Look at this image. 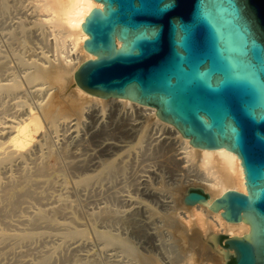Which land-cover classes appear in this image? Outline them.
<instances>
[{"label": "water", "instance_id": "95a60500", "mask_svg": "<svg viewBox=\"0 0 264 264\" xmlns=\"http://www.w3.org/2000/svg\"><path fill=\"white\" fill-rule=\"evenodd\" d=\"M94 1L102 10L81 26L96 59L81 64L76 85L154 108L196 148L234 153L246 194L229 190L209 209L250 233L205 243L225 264H264V0ZM208 200L189 188L183 203Z\"/></svg>", "mask_w": 264, "mask_h": 264}, {"label": "bare ground", "instance_id": "6f19581e", "mask_svg": "<svg viewBox=\"0 0 264 264\" xmlns=\"http://www.w3.org/2000/svg\"><path fill=\"white\" fill-rule=\"evenodd\" d=\"M24 1H22L21 3H23ZM26 2H29L32 4L33 8L32 7L31 8L35 12L34 16H31L32 18H34V20L33 19L30 20L31 17L29 18V20L33 21L32 23H34V25L38 26V28L40 27L42 31H44L45 33L48 34V35L47 34H45V35H46V37L49 36V40H50L49 42L52 43L51 47H52V51L54 54H53V56H51V59L48 57H44V58L38 57L37 61L36 60L28 61V60L24 59L22 56H19V54H16L17 62L19 63V65L22 68H24L23 70H25V72H23L22 79L20 78L21 80H19L16 76L14 77L11 74L6 73L8 71L6 63L8 64L9 62L5 61L6 62L5 63L4 61H0V74H1V76L3 73L4 74L6 73L5 77H9V80L6 78L5 79L3 78V80L0 79V99L4 95H7V96L19 95L20 96L19 98H22V96L24 95L23 85L28 87L30 85H35L37 83H43L46 86L43 89L42 88L37 89L36 92H45V90L49 88L46 91V94L44 93V95L46 97L42 96L43 95L42 94L41 96L44 98L42 100H40L35 107V109L37 110L39 115L36 111H34L32 109L26 110L25 108H23L24 105L21 102H18L16 104V107H18L17 110H15L11 114H8L9 119H5L0 124V223H1V227H0V248L8 245L9 246L8 248L12 249L11 248L12 245L16 244L17 242L23 243V242L31 241V240L38 238V237H42L44 235V233L36 232V230L40 227H49L48 230H50V232H51V228H52V231H54L53 228L55 230H62L64 232L63 236L66 239L83 238L85 236V231L83 229L73 228L71 225L72 222L68 223V224H59L54 220V217L56 215H58V214L60 215L63 213V209L59 205L61 203L64 204V202H63L64 200L62 202L60 201L56 206H53V207L47 208V209H43V208L37 209L34 212H28V211L23 212L25 209H22V205L31 204V203H28V201L33 200V199L37 200V201H41L44 197L47 196V193L45 194L46 196L45 195L42 196L39 192L36 191L37 187L39 185H41V186L45 185V186H47L46 188H48L49 185L52 184V178L49 176L50 175L49 174L50 173V167H49V164H47L46 160L49 158H53L55 164H50V166L51 165L59 166L61 157H59V155L56 154V152L53 150V147H52L53 143L51 141L52 138L50 137L51 134L55 133L56 130L60 126H62V125L64 126V124H66L65 127L67 129V125H70L69 123H71V122H68V124H67V121H69V119H72L71 117L76 118L75 119L76 122H72V123H75V124H72V126L78 125L79 121L77 118H83V111L85 109H87V107H88L86 105L93 104V105L101 106L100 108H102V111H104L105 105H107L108 103H111V104L114 103L117 105V107H119V108L121 107V109H123V110L124 109H129V111L130 110L131 111L132 110H139L142 117H144V116L148 117L151 120H153L155 125L161 126L160 131L158 133L155 132L156 134H158V136L154 137L155 138L154 140L158 141L157 139H159L160 140L159 143L161 141H169V143L172 144V146L168 145V146H171L170 148L173 147V150H174L172 156L169 155V157L171 159V162H169V164H171L172 162L177 164L179 162L178 163L179 169H180L179 171H181L183 173V174H180L181 175L180 177L185 176L187 178V180L189 181V184H193V185L197 186L199 189L201 188V190L209 196V200L205 204H197V205L188 206V207H185L183 205V207L180 208L182 210V212L178 211L179 212V214H178L179 218L177 217V215H176L177 218H174L173 215H171L172 217L170 218L169 214L166 213V214H168L167 216H169V217L166 216L164 218V220L162 219L165 222L166 229H168V230L172 229L174 225H177V224H175L176 223L175 220L177 219V222H179L180 227L179 228L176 227L174 229H177V231H179L178 234H181L180 235L181 241H185L187 243L186 247L189 251L188 253L195 255L194 257L196 260L197 259H204V260L209 259L211 261L212 259L215 260V258H216V260H218L217 258L219 257V260L217 262L215 260V262L217 264H225L224 255L216 252L215 250H213L211 247H209L205 243L208 236L211 234H214V235L226 234V235H229L230 237H243V236L248 235L250 233V226L248 224L244 223L243 221L240 223H237V224L228 223L221 217V211L214 212L211 209H209V207L215 199L221 197L225 192H227L229 190H235V191H239L243 194H246V187L244 184L245 183L244 175H243L242 167L240 165L239 158L234 153L227 151L226 149L206 150V149H200V148H196V147L192 146L189 143L190 140L183 138L182 134L176 128H174L173 126H171L167 123L162 122L157 117L156 110L154 108L147 107V106L138 104L136 102H132L128 99H124V98L104 99L101 97H97V96H94V95H91V94L84 92L83 90H81L76 85V83L74 81V74L78 70V68L81 66V64H83L86 61L96 59V57L88 54L84 50V47H83L84 42L86 40H88V36L82 30L81 25L84 23L85 18L89 15L91 10H93L94 8L102 10V8H103L102 4L97 3L94 0H28ZM25 9H27V8L25 7ZM24 13H26V12L22 11L21 8L17 7V9H16L15 3L12 0H0V20L2 22L9 20L12 23V25L10 27L9 35H8L10 37L9 39L10 40L13 39V42L15 41V44L17 42L16 40H18L19 46L23 50H24V48H26V43L30 44L29 42H25V39H24V33H25L24 19L26 18V17L24 18V15H25ZM28 13H29V11H28ZM30 14H31V12H30ZM28 16H29V14H28ZM26 19H28V18H26ZM30 21H29V23H30ZM0 27H1V25H0ZM34 33H33V35H34ZM27 37L28 36H26V38ZM31 39L30 40L28 39V41H31ZM39 40H40V38H39ZM3 41H2V43H3ZM9 42H11V41H9ZM6 45L10 46V45H8V43H6ZM30 45H33V44H30ZM116 45H117V47H120V43L118 41H116ZM5 48H7V47H5ZM10 49H11V47H10ZM14 49H15V46H14ZM16 50H20V49H16ZM13 51H15V50H13ZM29 52H31V51L29 50ZM29 52H27V54H29ZM1 53H3V52H1ZM17 53H18V51H17ZM29 55H31V53ZM34 56H35L34 58H37L36 57L37 54ZM31 57H33V56H31ZM14 67L16 70H18L16 66H14ZM1 82H3V83H1ZM27 91H28V89H27ZM33 98H34V96H33ZM94 108H95V106H94ZM8 112H10V111H7V113ZM84 114H85V111H84ZM40 115H41L43 121H42ZM126 115H128V114H126ZM72 120H74V119H72ZM65 127L64 128L61 127V128L63 130H65ZM146 127H147V125H146ZM145 129H146L145 127H142L141 131L137 132V135L135 137L137 145H140L143 142V140L145 138V131H146ZM128 130H129V128H128ZM130 130H133V129H130ZM154 130H156V129H154ZM59 131H61V130H59ZM72 133H73V131H72ZM108 133H109V131H108ZM132 133H134V132H132ZM110 134H111V132H110ZM128 134H129V132H128ZM62 135H63V133L61 134V138L64 137V136L62 137ZM109 135H105V136L108 137ZM69 136H71V134ZM147 137L148 136H146V138ZM65 138H68V136H66ZM104 138H102V139H104ZM150 139H152V137H150ZM78 140H80V138ZM148 140H149V138H148ZM64 141H66V140H63V144H65ZM82 143L84 144V142H82V140H81V148L83 146ZM163 143L160 145H163ZM77 144L78 143H76L75 145H77ZM164 144H168V143H164ZM75 145H74V147H73V145H71L72 149L71 148L70 149L74 150L73 148H75ZM86 145H88V144L85 142L84 148L86 147ZM160 145L158 144V146H160ZM110 146L112 147V145H110ZM164 147H167V145H165ZM54 148H55V146H54ZM81 148L79 147V151ZM108 148H109V146L106 149H108ZM119 148H120V146H118V145L114 147V149H116V150H119ZM121 148H124V147H121ZM109 149H111V148H109ZM157 149H158V147H157ZM66 150H68V149H66ZM89 151H92V150H89ZM99 151H100V149H99ZM157 151H160V150H157ZM165 151L170 152L169 150L168 151L165 150ZM36 152H38V155H39V152H41L40 160L38 161L39 158L36 160L38 162H36L34 160L35 163L34 164L32 163L33 167L31 166L30 168H27L26 166H23V165H25V162L28 160V158L31 157L30 155H32V153L36 154ZM113 152H115V151H113ZM113 152H110V153H113ZM110 153H109V155H110ZM62 154L63 153H61V155ZM69 154L71 155V153H69ZM69 154H67V156ZM84 154L82 153V155H84ZM102 154H104V153H102ZM168 154H170V153H167V155ZM93 155L91 157H93ZM160 155L161 156L165 155L167 157L166 153L164 155H162V153H161ZM96 156H98V154ZM96 156H94V158ZM165 156L163 158L166 159ZM75 157L77 158V156H75ZM75 157L73 156L71 158H69V157H67V158L73 159ZM97 158H99V156ZM107 158H109V157L107 156ZM160 158H162V157H160ZM62 159L65 160L66 155H65V158H62ZM165 159L161 160V161L165 162ZM50 160H52V159H50ZM86 160H87V158H86ZM102 160L105 161V158L101 159V161H98V159H97L96 162L97 163L103 162ZM79 161H81V160H79ZM87 161H83L80 163H84V166H85L86 163H88ZM89 161H90V159H89ZM70 162L71 161H69L68 164ZM163 162H161V163H163ZM166 162H168V160ZM75 163H76V165H79V163L77 164L76 161H75ZM117 163H118V161H117ZM70 164H71L70 166L72 167L73 164L72 163H70ZM76 165H74V166L77 167ZM93 165H95V164H93ZM67 166H68L67 169H69L70 166L69 165H67ZM17 167L19 168V174H17L18 176H14V175H12V169L13 168L15 169ZM91 167H92V165H91ZM93 167L97 168L96 166H93ZM118 167H119V165L114 164L113 160L112 161L106 160L105 162H103L102 171H100L97 175H95L94 178H98L101 175L104 176L103 171L106 174H108V176L113 175L114 173H116L118 175V173H120V172L117 173V171L119 170ZM64 168H66V166H64ZM93 169H91L92 170L91 172L94 171ZM120 169H121V167H120ZM74 170H76V169H74ZM78 170L80 171V168ZM78 170H76V171H78ZM56 171H57V169H56ZM60 171H61V169H60ZM16 172H18V169L16 170ZM57 172H59V170ZM62 172L63 171H61V173ZM86 172H88V171H86ZM69 174H70V176H73L72 173H70V171H69ZM76 174H78V173H76ZM140 178L141 177L137 178L138 181ZM91 179H92V177H89V176L83 177V178L79 179V181H77V185H79V187L86 186L90 182ZM110 179H112V178H110ZM115 179H116V177H115ZM118 180L120 181L121 179L118 178ZM107 181H108V178H107ZM143 183H145V180L143 181ZM105 184H107V183H105ZM139 184H140V182H139ZM103 186H104V184H103ZM147 187H148V185H147ZM191 187H192V185H191ZM50 188H52V187H49V190H50ZM104 188H105V186H104ZM106 188H108V186ZM72 189H71V191H72ZM96 189H94V190H96ZM51 190H53V189H51ZM106 190H108V189H106ZM53 191H56V190H53ZM157 191H159V190H157ZM87 192H88V190H87ZM94 193H95V191H94ZM106 193L104 195H107ZM109 193H110V190H109ZM115 193L116 192H114L113 194H115ZM87 194L89 195V192ZM67 195H69V194H67ZM72 195H70V198ZM75 195L77 196L79 194H75ZM96 195L98 196L99 194H96ZM157 195H159V194H157ZM153 196L154 195H152V197ZM159 197L161 198V196H159ZM93 198H94V200H96L95 197H93ZM110 198L112 199L113 197H110ZM71 199H69V200L71 201ZM98 199L99 198H97V200ZM122 199H124V197ZM127 199H128V197H127ZM156 199H158V198H156ZM166 199H167V197H166ZM172 200L173 199H171V201ZM51 201H54V200H51ZM77 201L80 202L79 200H77ZM98 201H100V200H98ZM119 201H121V199ZM122 201H121V203H122ZM72 202L76 203L75 199H73ZM123 202H125V201H123ZM131 202H132V200H131ZM156 202H158V200ZM166 202H167V200H166ZM71 203H70V205H72ZM133 203H136V202H133ZM46 204H48V203H45V204L43 203V205H41V206L42 207L46 206ZM50 204H53V203H50ZM78 204L79 203H77V205ZM93 204H95V203H93ZM97 204L100 205L99 203H97ZM161 204H164V203H161ZM161 204H159V205H161ZM138 205H140V204H138ZM173 205H171V206H173ZM41 206L39 205V207H41ZM80 206H81V204H80ZM135 206H137V205H135ZM23 207H26V206H23ZM102 207H103V205H102ZM123 207H124V204H123ZM81 208L82 207H80L79 209L81 210ZM112 208H109V209H112ZM126 208H128V207H126ZM137 208H135V209H137ZM162 208H164V207H162ZM79 209H77V210H79ZM100 209H104V210H101L102 212L100 215V218L103 219V222H104V220H111V221L117 220L118 215H116V218H114L115 217L114 213L108 211L109 209L107 210V208H101V207H100ZM115 209H114V211H115ZM128 209L130 210L131 207ZM144 209H146V208H144ZM165 209H162V210H165ZM80 210H79V212L82 213L83 210H81V211ZM139 210L141 211L142 208L140 207ZM74 211H75L74 213L77 212L76 210H74ZM138 211H136V212H138ZM166 211L168 212V210H166ZM166 211H164V212H166ZM169 211H171V210H169ZM173 211L175 212V210H173ZM173 211H171V214ZM97 212H99V210ZM164 212L162 214H164ZM21 213L25 214V215H21ZM148 213L150 214V216H154V215L158 214V212H155V208H154V210H151V209L148 210L147 209V213H145V214H148ZM68 214H69V212H68ZM86 214L88 216V213H85V215ZM128 214H130V213H128ZM132 214H130V216H134ZM138 214L139 213H137L136 216H138ZM12 215L18 216L17 222L19 224L27 226L28 228L30 227V230L32 229L33 231H25V230H17V231H13V232L8 231L7 228L9 226H11V222L9 221V219ZM59 215H58V217H59ZM62 215H65V214H62ZM94 215H96V214H94ZM122 216L119 217L118 220L120 223L124 222L122 225H124L126 223L125 225L127 226L129 221H131V219L127 220V216H126V218H123ZM146 216L147 215H145V217ZM58 217H56V218H58ZM78 217L79 216H77V218ZM111 217L114 219H110ZM94 218H95V216H94ZM157 218H159V217H157ZM146 219H148V218L146 217ZM153 219H154V217H153ZM132 220H134V219H132ZM148 220L150 221V219H148ZM181 220L184 222L182 223ZM114 221H113V223H114ZM100 222H97V223H100ZM137 222H140V221H135L136 224H137ZM107 223H111L109 225L110 226L114 225V227H115L117 222L112 224V222L106 221L105 224L107 225ZM163 223H162V225H163ZM74 224H77V223H74ZM81 224L79 227H82ZM99 225H98V227H100ZM106 225H105V227H106ZM131 226H133V224ZM149 226H151V225H149ZM121 227H123V226H121ZM141 227H139V228L141 229ZM111 228H113V227L111 226ZM157 228H156V230H157ZM100 229H102V228L100 227ZM149 229H151V228L149 227ZM159 229L161 231V227H159ZM159 229H158V231H159ZM45 230H47V229H45ZM132 230H134V228H132ZM135 230H137V229H135ZM148 231H150V230H148ZM158 231H157V233H158ZM89 233H90V231H89ZM139 234H140V230H139ZM158 234L160 236V233H158ZM154 236H156V235H154ZM97 237L99 239L103 240L106 245L116 244V245H119L122 248H124L130 254V256H132L133 259H135L136 264H159L153 257H151V256L148 257V256H146L147 254L143 255L145 253L142 252V254H141L138 252L139 249L135 250L133 247H131L130 244H128V242L126 241V239H127L126 237H125L126 239L124 237H123L124 239H120L114 235L109 234L107 231L106 232L105 231L97 232ZM149 237H151V236H149ZM44 238H46V237H44ZM151 238H153V237H151ZM93 240H94V238H93ZM154 242H156V241L154 240ZM39 246H40V243H39ZM33 248H34V246H33ZM33 248L31 250L35 251L37 249V248H34V249ZM13 251H14V249H13ZM69 251L72 252L71 250H69ZM75 251H73V252H75ZM212 251H213V253L216 252L218 254L217 255L218 257H214L216 255L212 254ZM26 252H24V253L20 252V254H22V256H24L23 254H25ZM45 252H44V254H45ZM27 254L29 256V251ZM62 254H63V252H62ZM186 254H187V251H186ZM16 256H17V254H16ZM16 256H14V257H16ZM18 256L22 257L21 255H18ZM57 256H58V254H57ZM91 256H90V258H91ZM212 257H214V258H212ZM16 258H18V257H16ZM32 258H34V257L32 256ZM175 258H176V256H174V259H173L174 261L177 260ZM5 259H7V258H5ZM93 259L94 258H92V260ZM195 259H194V262H195ZM190 260H187V261H189V263H190L191 262ZM81 261H79V262L83 263ZM13 262H14V259L11 263H13ZM16 262H17V260H16ZM16 262H14V263H16ZM128 262H129V260H128ZM20 263H21V261H20ZM23 263H27V260H26V262H23ZM87 263H89V262H87ZM94 263H95V259H94ZM98 264H101V263H98Z\"/></svg>", "mask_w": 264, "mask_h": 264}, {"label": "rangeland", "instance_id": "374dc122", "mask_svg": "<svg viewBox=\"0 0 264 264\" xmlns=\"http://www.w3.org/2000/svg\"><path fill=\"white\" fill-rule=\"evenodd\" d=\"M12 1L15 3L16 9H17V7H19V8H21L22 11L26 12V13H24L25 14L24 18L26 17L28 19H26V18L24 19V23H25L24 39H25V42H29L30 44H33V45L26 43V48H24V50H23L19 46L18 40H16L17 42L15 44V41L13 42V39L10 40L9 39L10 37L8 36L12 23L9 20L4 21V22H2L0 20V25H1V27H0L1 28L0 29V61L9 62L8 64L5 62L6 66L8 68V71L6 73L11 74L14 77L16 76L19 80H21L23 77V72H25V70H23L24 68H22L19 65V63L17 62L16 54H19V56H22L24 59H26L28 61H31V60L37 61L38 57L39 58L48 57L51 59V56H53L54 53H53L52 47H51L52 43L49 42L50 41L49 36L46 37V35H45L47 33L42 31L40 27L38 28V26L34 25V23H32L33 21H30L32 19L34 20V18H32L31 16H34V14H35L34 10L32 9L33 8L32 4L29 2H26L28 0H25V1L24 0H12ZM22 1H24V2L21 3ZM24 6L27 9H25ZM28 11H29V13H28ZM30 12H31V14H30ZM28 14H29V16H28ZM29 18H30V20H29ZM29 21H30V23H29ZM33 33H34V35H33ZM26 36H28V37L26 38ZM39 38H40V40H39ZM28 39L29 40L31 39V41H28ZM8 40L11 42H9ZM2 41H3V43H2ZM6 43H8V45H10V46H7ZM14 46H15V49H14ZM5 47H7V48H5ZM10 47H11V49H10ZM16 49H20V50H16ZM13 50H15V51H13ZM29 50L31 52H29ZM17 51H18V53H17ZM1 52H3V53H1ZM27 52H29V54L31 53V55L27 54ZM36 54H37V56H36L37 58H34L35 57L34 55H36ZM31 56H33V57H31ZM14 66H16L19 71L16 70ZM5 74L3 73L2 76L0 74L1 80H3V78L4 79L6 78L9 80V77H5ZM1 83H3V82H1ZM23 87H24V95L22 96V98H19L20 97L19 95H16V96L4 95L1 97V99H0V114H1L0 115V124L5 119H9L8 114H11L15 110H17L18 107H16V104L18 102H21L24 105L23 108H25L26 110L32 109V110L37 112V110L35 109L37 103L40 100H42L44 97H46L44 95V93L46 94V91L49 89V88L46 89L45 92H36L37 89H40V88L43 89L46 87L43 83H37L35 85H30L28 87L23 85ZM27 89H28V91H27ZM32 95L34 96V98ZM41 95L44 97H42ZM86 106H88V107H87V109L84 110L85 114L83 111V118H77L79 121L78 125L72 126V124H75L72 122H76V120H75L76 118L71 117L74 120L69 119V121H67V124H68V122H71V123H69L70 125H67V129L65 127L66 124H64V126L63 125L60 126L59 127L60 129L58 128L56 130V132L52 133L50 136L53 139V140L51 139V141L53 143L52 144L53 150L61 158H60V164H59L60 167L55 166V165L50 166V164H55L53 158H49L46 160L47 164H49V167H50V173H49L50 175L49 176L52 178V184L49 185V187H52V188H50V190H49V187L46 188L47 186H45V185H42V186L39 185L37 187L36 191L39 192L42 196H44L47 193V196L45 195L46 197H44L41 201H37V200L33 199L34 201L33 200L28 201V203H31V204L22 205V209H25L23 212H25V211L34 212L37 209L51 208L53 206H56L60 201L62 202L64 200L63 201L64 204L61 203L59 206L62 207V209H63L62 214H65V215H62V214L59 215L58 214L59 217H58V215H56L54 217V220L59 224H68V223L72 222L71 223L72 227L75 229H83L85 231V236L83 238L66 239L63 236L64 232L62 230H55L53 228L54 231H52V228H51V232H50V230H48L49 227H40L36 230V232L44 233V235L42 237H38V238H35L31 241H27V242H23V243L17 242L16 244L12 245V247H11L12 249H9L8 245L0 248V260H1L0 264H13L14 262H16V260H17V262L14 264H21V263L22 264H83V263L86 264L87 262H89L87 264H98V263H101V264H136L135 259H133V257L130 256V254L124 248H122L121 246L116 245V244L106 245L103 240L99 239L97 237V232H102V231H105V232L107 231L109 234L114 235L120 239H124L126 237L127 239L126 238L125 239L128 242V244H130L131 247H133L135 250L139 249L138 252L141 254H142V252L145 253L143 255L147 254L146 256L153 257L159 264H161L162 262H163L162 264H168V263L169 264H188L189 261H187V260H190V259H191L190 260L191 262L189 264H217L216 262L219 260V257L217 256L218 254L216 252L213 253V251H212V254L216 255V256H214V255L213 256L218 257L217 258L218 260H216V258H215L216 262L213 259L211 261L209 259H207V260L197 259L196 260L194 257L195 255L188 253L189 251L186 247L187 243L185 241H181V236H180L181 234H178L179 231H177V229H174L176 227H178V228L180 227V224H179V222H177V219L176 220L174 219L176 221L175 224H177V225H174L172 229L168 230L165 227V222L163 220L168 214H169L170 218L172 217L171 215H173L174 218H177L178 214H179L178 211L182 212V210L180 208H182L183 205L185 207H188L183 203V198L185 196L184 194H186L185 192L189 188H195V187L198 188V187L193 185V184H189V181L187 180V178L185 176L180 177L181 176L180 174H183V173L181 171H179L180 170L179 164H178L179 162L178 163L176 162L177 164H175L173 162L171 164H169V162H171L169 155L172 156V154L174 152L173 147L170 148L172 146V144L169 143V141H161L159 143V141H160L159 139H157L158 141L154 140L155 139L154 137L158 136V134H156V133H158L160 131L161 126L155 125L153 120H151L148 117H145V116H144L145 118L142 117L139 110H132V111L131 110L129 111V109L123 110V109H121V107L120 108L117 107V105L114 103H112V104L108 103L107 105H105L104 111H102V108H100L101 106H97V105H93V104H89ZM94 106H95V108H94ZM7 111H10V112L7 113ZM126 114H128V115H126ZM38 115H39V113H38ZM40 117H41V115H40ZM41 119H42V117H41ZM42 121H43V119H42ZM146 125H147V127H146ZM61 127L62 128L65 127V130H63ZM142 127L146 128L145 129L146 130L145 131V138L140 145H137L135 137L137 135V132L141 131ZM128 128H129V130H128ZM130 129H133V130H130ZM154 129H156V130H154ZM59 130H61L62 132ZM72 131H73V133H72ZM108 131H109V133H108ZM127 131L129 132V134ZM110 132H111V134H110ZM132 132H134V133H132ZM62 133H63L62 137L64 136L63 138H61ZM70 134H71V136H69ZM105 135H109V136L106 137ZM66 136H68V138H65ZM146 136H148V137L146 138ZM150 137H152V139L155 142L152 139H150ZM79 138H80V140H78ZM102 138H104V139H102ZM148 138H149V140H148ZM63 140H66V141H64L65 144H63ZM81 140H82V142H84V144L82 143L83 149L81 148ZM85 142L88 145H86V147L84 148ZM163 142L168 143V144H164ZM74 143L75 144L78 143V144L75 145ZM162 143H163V145H160ZM158 144L160 146H158ZM53 145L55 146V148ZM71 145H73V147L75 145V148H73L74 150H71L72 149ZM110 145H112V147ZM117 145L120 146L119 150L114 149V147ZM165 145H167V147H164ZM168 145H171V146H168ZM78 146L83 151L81 149L79 151ZM108 146L111 149H109V148H108L109 150L106 149ZM121 147H124V148H121ZM157 147H158V149H157ZM66 149H68V150H66ZM99 149H100V151H99ZM89 150H92V151H89ZM157 150H160V151H157ZM165 150H167V151L169 150L170 152H166ZM113 151H115L116 153ZM81 152L83 154L84 153L85 154L82 155ZM110 152H113V153H110ZM61 153H63V154L61 155ZM69 153H71V155ZM102 153H104V154H102ZM109 153H110V155H109ZM161 153H162V155H164L165 153H166V155H167V153H170V154H168L167 157L164 155L166 157V159H165V158H163L164 156L160 155ZM67 154H69V155L67 156ZM97 154H98L99 158H97L98 157V156H96ZM40 155H41V152H39V155H38V152H36V154L32 153V155H30L31 157L28 158V160L25 162V165H23V166H26L27 168H30L31 166L33 167V164L35 163V161L38 158H39L38 161L40 160V158H41ZM65 155H66V159L63 160L62 158H65ZM92 155H93V157H91ZM70 156L71 157L77 156V158L75 157L73 159H68L67 157L71 158ZM94 156H96V157L94 158ZM107 156L109 158H107ZM160 157H162V158H160ZM86 158L88 161L86 160ZM103 158H105V161L106 160H109V161L113 160L114 164L119 165V167H118L119 170L117 171V173L118 172H120V173H118V175L116 173H114L113 175L108 176V174H106L103 171L104 176L101 175L98 178H94L95 175H97L100 171H102L103 162H105L104 160H102L103 162H99V163H97L96 161H97V159H98V161H101V159H103ZM50 159H52V160H50ZM89 159H90V161H89ZM164 159H165V162L161 161ZM79 160H81V161H79ZM82 160L87 161L88 163H86V162L85 163L88 167L89 166L90 167L88 168L86 165L84 166V163H80V162H83ZM167 160H168V162H166ZM38 161H36V162H38ZM69 161H71L70 163H72L73 166L76 165L75 161L77 162V164L79 163V165H76L77 167H75V166L71 167L70 166L71 164L70 163L68 164ZM117 161H118V163H117ZM161 162H163V163H161ZM93 164H95V165H93ZM67 165L70 166L69 169H67V167H68ZM91 165H92V167H91ZM64 166H66V168H64ZM93 166H96L97 168H95ZM120 167H121V169H120ZM77 168L78 169L80 168V171ZM15 169L16 170L18 169V172H16ZM15 169L14 168L12 169V175L18 176L17 174H19V168L17 167ZM56 169H57V171L59 170V172H57ZM60 169H61V171H63L62 173H61ZM74 169H76L78 171H76ZM91 169H93L94 171L91 172L92 171ZM69 171H70V173H72L73 176H70ZM86 171H88V172H86ZM76 173H78V174H76ZM86 176L92 177V179L88 183L89 185L87 184L86 186L79 187V185H77V181H79V179L86 177ZM115 177H116V179H115ZM138 177H141L139 179V181L137 179ZM107 178H108V181H107ZM110 178H112V179H110ZM118 178L121 180L119 181ZM143 179L145 180V183H143V181H144ZM139 182H140V184H139ZM105 183H107V184H105ZM103 184H104L105 188H104ZM146 184L148 185V187ZM191 185H192V187H191ZM107 186H108V188H106ZM51 189L56 190V191H53ZM71 189H72V191H71ZM94 189H96V190H94ZM106 189H108V190H106ZM87 190L89 192V195L87 194L88 193ZM109 190H110V193H109ZM157 190H159V191H157ZM94 191L96 194H99V195L97 196L94 193ZM113 191L116 193L113 194L114 193ZM104 192L105 193L107 192L106 193L107 195H104L105 194ZM67 194H69V195H67ZM75 194H79V195L76 196ZM157 194H159V195H157ZM70 195H72L71 196V198L73 197L72 199L70 198ZM152 195H154V196L152 197ZM122 196L124 197V199H122L123 198ZM159 196H161L162 199ZM93 197H95L96 200H97V198H99L98 200H100V201L97 200L98 201L97 202L96 200H94ZM110 197H113V198L111 199ZM127 197H128V199H127ZM166 197H167V199H166ZM156 198H158V199H156ZM170 198L173 199L174 201L173 200L171 201ZM69 199H71V201ZM73 199H75L76 203L72 202ZM120 199H121V201L123 200L125 202L122 201V203H121V201H119ZM165 199L167 200V202ZM51 200H54V201H51ZM77 200H79L80 202H78ZM131 200H132V202H131ZM157 200H158V202H156ZM49 202L53 203V204H50ZM133 202H136V203H133ZM43 203L44 204L48 203L50 206L48 204H46V206L42 207L41 205H43ZM70 203L72 205H70ZM77 203H79V204L77 205ZM93 203H95V204H93ZM97 203H99L100 205H98ZM158 203L159 204L164 203V204L159 205ZM80 204H81V206H80ZM123 204H124V207H123ZM138 204H140V205H138ZM170 204L171 205L174 204V205L171 206ZM39 205L41 207H39ZM102 205H103V207H102ZM135 205H137V206H135ZM23 206H26L27 208L23 207ZM79 206L82 207L81 210H83L82 211L83 214L81 212H79V210H80ZM100 207L101 208H107V210L109 208L113 207L112 208L113 210L109 209L108 211L114 213V215H115V217L113 216L114 218H116V215H118L117 216L118 217L117 220H118L119 217H121L123 215L122 216L123 218H126V216H127V220L131 219L132 222L129 221L127 226L125 225L126 223L124 225H122L124 222L120 223L119 220L118 221L117 220H115V221L114 220H112V221L111 220H104V222H103V219L100 218V215L102 212L101 210H104V209H100ZM126 207H128V208L131 207V209L129 210ZM140 207L142 208L141 211L139 210ZM162 207H164V208H162ZM135 208H137V209H135ZM144 208H146V209H144ZM154 208H155V212H158V214H156L154 216H150L149 213L145 214V213H147V209L148 210L149 209L154 210ZM77 209H79V210H77ZM114 209H115V211H114ZM162 209H165V210H162ZM74 210H76L77 212L74 213L75 212ZM98 210H99V212H97ZM166 210H168V212ZM169 210H171V211L175 210V212L173 211L171 214V211H169ZM136 211H138V212H136ZM164 211H166V212H164ZM68 212H69V214H68ZM127 212L130 214L133 213L132 215H134V216H130V214H128ZM163 212H164V214H162ZM22 213H21V215H25ZM85 213H88V216H87V214L85 215ZM137 213H139L138 214V216L140 215L139 217L136 216ZM166 213H168V214H166ZM94 214H96V215H94ZM145 215H147L146 217L148 219H150V221L148 219H146ZM176 215H177V217H176ZM77 216H79V217L77 218ZM94 216H95V218H94ZM169 216H167V217H169ZM56 217H58V218H56ZM153 217H154V219H153ZM157 217H159V218H157ZM114 218L111 217L110 219H114ZM132 219H134V220H132ZM160 219L161 220L163 219V220L161 221ZM17 220H18V216H16V215H12L10 217L9 221L11 222V226H9L7 228L8 231H11V232L17 231V230L33 231L32 229L30 230V227L28 228L27 226L19 224L17 222ZM106 221L107 222L110 221V222H112V224H114L116 222L117 223H116L115 227H114V225H111L113 227V228H111V226L109 225L111 223H107V225H106L105 224ZM113 221H114V223H113ZM135 221H140V222H137V224H136ZM97 222H100V223H97ZM183 222L184 221H182V223ZM74 223H77V224H74ZM131 223L133 224L134 227L131 226L132 225ZM162 223H163V225H162ZM80 224L82 225V227H79ZM148 224L151 226H149ZM98 225L102 229H100V227H98ZM105 225H106V227H105ZM119 226L120 227L123 226V227L120 228ZM0 227H1V223H0ZM139 227H141V229ZM149 227L152 230L149 229ZM159 227H161V231H160ZM132 228H134V230H132ZM156 228H157V230H156ZM45 229H47V230H45ZM135 229H137V230H135ZM138 229L140 230V234H139ZM158 229L160 232L158 231ZM148 230H150L151 232ZM89 231H90V233H89ZM157 231H158V233H160V236L157 233ZM154 235H156V236H154ZM149 236H151L153 238H151ZM44 237H46V238H44ZM155 237L156 238L158 237V238L156 239ZM93 238H94V240H93ZM154 240L156 242H154ZM39 243H40L41 247L39 246ZM33 246H34V248H37L35 251L31 250L33 248ZM75 247L76 248L78 247L79 249L78 248L76 249ZM13 249H14V251H13ZM25 250L29 251V256L27 254L28 251L26 252ZM69 250H71L72 252H70ZM73 251H75V252H73ZM186 251H187V254H186ZM20 252L21 253L26 252L25 253L26 255L23 254L24 256H22V254H20ZM44 252H45V254H44ZM62 252H63V254H62ZM16 254H17V256H16ZM57 254H58V256H57ZM18 255H21L22 257H19ZM14 256H16L18 258L14 257ZM32 256L34 258H32ZM90 256H91V258H90ZM174 256H176L175 259H177L175 261L173 260ZM214 257H212V258H214ZM5 258H7V259H5ZM92 258L95 259V263H94V259L92 260ZM13 259H14V262L11 263L13 261ZM194 259H195V262H194ZM26 260H27V263H23V262H26ZM128 260H129V262H128ZM20 261H21V263H20ZM79 261H81L83 263H80Z\"/></svg>", "mask_w": 264, "mask_h": 264}, {"label": "trees", "instance_id": "16d2710c", "mask_svg": "<svg viewBox=\"0 0 264 264\" xmlns=\"http://www.w3.org/2000/svg\"><path fill=\"white\" fill-rule=\"evenodd\" d=\"M231 264H234V262H233V263H231Z\"/></svg>", "mask_w": 264, "mask_h": 264}]
</instances>
